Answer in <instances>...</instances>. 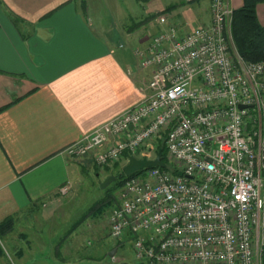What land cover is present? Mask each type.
Segmentation results:
<instances>
[{"label":"built area","instance_id":"2783aa9c","mask_svg":"<svg viewBox=\"0 0 264 264\" xmlns=\"http://www.w3.org/2000/svg\"><path fill=\"white\" fill-rule=\"evenodd\" d=\"M209 2L210 25L184 35L157 18L162 29L134 50L151 69L142 100L66 148L105 169L154 159L163 140L174 172L128 178L108 211L109 236L131 243L132 264H262L264 61L237 54L230 0ZM101 264L129 263L115 254Z\"/></svg>","mask_w":264,"mask_h":264},{"label":"crops","instance_id":"0c3cea01","mask_svg":"<svg viewBox=\"0 0 264 264\" xmlns=\"http://www.w3.org/2000/svg\"><path fill=\"white\" fill-rule=\"evenodd\" d=\"M155 1L154 11L132 16L121 0H0V225L13 219L7 242L27 218L59 209L82 178L104 173L93 152L71 157L66 148L142 100L151 69L139 67L134 50L162 29L157 18L180 35L211 23L209 0L140 4ZM230 4L236 10L243 1ZM256 14L264 26V3ZM64 185L70 190L61 196Z\"/></svg>","mask_w":264,"mask_h":264},{"label":"rangeland","instance_id":"374dc122","mask_svg":"<svg viewBox=\"0 0 264 264\" xmlns=\"http://www.w3.org/2000/svg\"><path fill=\"white\" fill-rule=\"evenodd\" d=\"M119 3L122 11L131 13L132 16L142 15L146 9L154 11L158 6L157 1L149 5H141L135 0H121ZM164 5L180 4L183 0H163ZM197 0H193L195 2ZM96 5V1L94 2ZM191 3V2H190ZM197 4H188L194 8ZM184 5H178L176 8ZM134 20V19H133ZM194 21V19H193ZM130 20L127 19V23ZM192 27V21L188 22ZM191 32V31H190ZM160 143L162 142L159 141ZM157 142H154L156 147ZM142 156L141 154L137 157ZM126 164L123 161L118 166L102 169L104 173L99 176L89 174L75 186L76 188L67 197L62 198L59 209L45 215L44 211L36 214L34 219L27 218V224L14 229V235L8 239L0 240L4 258L1 264H101L109 260L108 253L116 251V257L132 264L134 252L131 243L127 240L123 246L109 236L107 226L108 211L116 203L121 187L111 182L102 189L100 183L106 177L117 175ZM167 167H173L168 159ZM106 176V177H105ZM17 230V232H16ZM24 232L23 240L17 235ZM23 250L24 258L20 259L17 250ZM6 254V255H5Z\"/></svg>","mask_w":264,"mask_h":264},{"label":"trees","instance_id":"16d2710c","mask_svg":"<svg viewBox=\"0 0 264 264\" xmlns=\"http://www.w3.org/2000/svg\"><path fill=\"white\" fill-rule=\"evenodd\" d=\"M139 3H148L151 0H136ZM243 4L240 8L233 10L231 21V34L235 50L239 57L244 62H260L264 61V26H262L256 14V7L264 0H242ZM164 137V135H163ZM157 141L156 151L161 150L162 161L167 165V150L164 142ZM129 157V156H127ZM126 160V158H125ZM118 166V165H115ZM166 170L173 171V167ZM144 171V170H143ZM143 171L135 172L130 176L122 175L114 183L117 187H121L123 183L131 177L140 175ZM121 173L118 170L116 174ZM13 219H7L0 225V239L12 229ZM3 255V250L0 247V256ZM262 264H264V250L262 252Z\"/></svg>","mask_w":264,"mask_h":264},{"label":"water","instance_id":"95a60500","mask_svg":"<svg viewBox=\"0 0 264 264\" xmlns=\"http://www.w3.org/2000/svg\"><path fill=\"white\" fill-rule=\"evenodd\" d=\"M240 109L246 108L245 106L240 105ZM162 153L161 150H158L154 159H148L146 157L137 158L135 156H129L126 164L122 167L121 173H118L116 176H108L106 179L100 183V187L104 189L107 187L111 182H115L117 179L121 178L122 175L130 176L135 172L143 171L150 168H162L166 169L167 165L161 159ZM178 176H181V172L177 173ZM117 250H113L112 252L108 253V257H113L116 254Z\"/></svg>","mask_w":264,"mask_h":264}]
</instances>
